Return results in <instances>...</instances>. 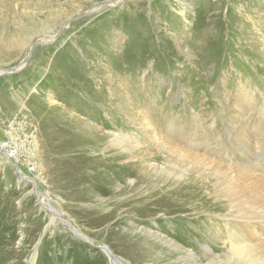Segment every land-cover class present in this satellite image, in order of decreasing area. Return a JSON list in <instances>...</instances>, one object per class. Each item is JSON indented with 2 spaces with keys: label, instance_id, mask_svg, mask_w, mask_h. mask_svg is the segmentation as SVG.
<instances>
[{
  "label": "rangeland",
  "instance_id": "obj_1",
  "mask_svg": "<svg viewBox=\"0 0 264 264\" xmlns=\"http://www.w3.org/2000/svg\"><path fill=\"white\" fill-rule=\"evenodd\" d=\"M84 13L20 70L0 75V141L18 151V166L0 157V264H114L106 249L118 264H178L180 253L158 236L188 250L213 240L228 261L212 234L229 233L215 171L228 163L227 135L264 141V0H0V67ZM80 120L84 133L132 136L124 151L107 138L71 148L87 164L102 156L135 163L113 195L99 194L100 185L85 200L72 193L78 185L60 141L75 138ZM142 122L169 136L173 154L148 139ZM251 180L264 199V178ZM154 200L162 206L152 213ZM95 212L111 217L101 224ZM125 230L146 241L141 251L114 244Z\"/></svg>",
  "mask_w": 264,
  "mask_h": 264
},
{
  "label": "bare ground",
  "instance_id": "obj_2",
  "mask_svg": "<svg viewBox=\"0 0 264 264\" xmlns=\"http://www.w3.org/2000/svg\"><path fill=\"white\" fill-rule=\"evenodd\" d=\"M82 124L84 123L81 121L80 124L73 125L72 133L75 136L73 140L70 139L67 140L62 138L60 141L61 143L60 145L61 147L63 146L62 148L64 150H66L67 147L66 154L68 153L69 155V156L67 155L68 159H65V161H63L64 162L63 164H67L66 166L68 169L67 171L68 180L70 181L71 186L78 185V187L73 189L72 193H74V195H76L77 198H82L83 200H85L87 197L93 195L92 191L94 187L100 185L101 188L103 189L99 191L97 190L99 194L113 195L117 192L113 189L114 181L117 180L118 178H123L124 175L131 168L136 166L135 163H133V165L130 163H122L123 161L122 156H118V157L115 156V157H111L110 159H106L105 157L102 156V159L94 160L93 158L92 162L87 164L89 158L82 156L80 150H74L72 152L71 148L75 149L82 142L91 144L92 142L99 141L101 138H107L110 141L112 148H118L124 151L125 147L129 146V138H132V136L129 133L121 132L122 128H117L116 130H110V131L107 130L105 133L102 134L100 133V131H97L96 129L95 130L89 129L90 131H86V133H84L85 131L83 132L82 131L83 127H81ZM141 128H144V131L148 133L147 137L150 141H153L157 145H160L162 149L170 151L171 153L175 151V147L173 146L174 142H172L169 139V136L165 135L166 138L164 136L161 137L157 136V130H155V127L151 126L148 122H142ZM71 136L72 134L70 135V137ZM227 138L230 140L228 146H230L232 150L227 149V153L222 155L227 156V158L229 159L228 163H226V165L223 167H219V163H215V162L214 163L216 164V167H219L215 172L216 174L219 173V175L222 176L223 181L221 183L222 185L224 183V187L226 189V195H225L226 206L230 210L226 212V217H224L225 218L224 225H228L229 233H227L228 236L226 237V239L225 237L223 238L219 233L215 234L214 232H212V234L216 238L215 241H217L218 244L217 246L221 247L222 250H226L230 254L228 256V261H224L221 259L222 252H220L219 250L215 251L213 246L216 244L213 242V240L203 239L199 243V249L194 248L195 250L194 251L191 249L188 250L183 246H180V244L175 243L174 241L166 240L164 237L158 236L157 241L168 244L171 249H175V251L180 253L181 255L180 258L182 257V260H180L178 264H203V262L205 264H228V262L229 263L233 262V264H263L260 262V259L264 260V241L261 238L264 235V216L263 217L257 216V212L255 211V209L261 208L264 211V206L262 205L264 204V199H258V197L256 196L259 194L258 192L260 191L261 186L257 182L251 180V175L261 176L262 178H264V161H263L264 141L261 142V140L259 139L260 137L259 138H257L256 136L249 137V139H253L254 141L253 142L252 140H250L251 141L250 144L246 138H241L239 137V134L236 133H234L233 136L227 135ZM133 140L140 141L138 137H134ZM52 145H54V143H52ZM256 146L258 149L254 150ZM5 148H7L6 151ZM244 150H247V154L241 153ZM254 152L261 154L263 156V160H259L257 157L251 156ZM17 153H18L17 149L9 147V144L7 143L0 142V157L5 162L13 163L14 165H16ZM184 155L186 154L184 153ZM103 159L106 160L103 161ZM244 163L250 166H247ZM227 165L228 167H226ZM96 167L99 168V172H96L97 170ZM75 171L77 172L75 173L76 176L73 177L68 176L70 173ZM78 173H80L79 176H77ZM143 177L144 176H142V178ZM115 197L117 196H114V198ZM41 199H43V197ZM254 199H258V200H255L256 202H252V200ZM237 202L238 203L242 202V204L241 205L237 204ZM247 204H250L252 208L247 209L246 208ZM152 205H154L150 207L152 213L155 210L161 208L162 206L161 203L156 204V200L152 202ZM46 206L54 210L52 205L49 206L48 204ZM241 207L243 211L241 210ZM132 208L133 207H129V209ZM71 213H73V211ZM94 214L99 215V217L94 218L95 219L94 221L96 222L97 219V221L101 224L102 222L104 223L105 221H107L108 218L111 217L110 214L104 216L96 212ZM54 219L55 216L52 214V216L49 219L50 220L49 224H51L54 221ZM239 219H242L243 221L241 222ZM86 225L88 226V224ZM115 235H116L115 237L116 240L114 242L116 243L114 244H118L119 242H126L133 251H141V248L139 246L140 244L138 243H142L143 241L146 242L142 238L130 237L127 230H125L124 232H117L115 233ZM250 243H252V245ZM105 251L108 254V256L111 257L112 262L114 264H118L117 262L114 261L113 255L110 253V251L107 249Z\"/></svg>",
  "mask_w": 264,
  "mask_h": 264
},
{
  "label": "water",
  "instance_id": "obj_3",
  "mask_svg": "<svg viewBox=\"0 0 264 264\" xmlns=\"http://www.w3.org/2000/svg\"><path fill=\"white\" fill-rule=\"evenodd\" d=\"M84 15H85V13L81 14V15H78V16H76L74 18H70V19L66 20L65 22H63L59 26V29L57 30L56 35L53 38H51L50 40L46 41V40L39 39V40H35L34 42H32L29 45L25 56L18 63L14 64L12 66H9V67H0V75L13 73V72H17L18 70H20L26 64V62L30 59V57L32 55V52L35 49V47H37L38 45H41V46L49 45L50 43H52L61 34L63 29L67 25H69V23L75 21L79 17H83Z\"/></svg>",
  "mask_w": 264,
  "mask_h": 264
},
{
  "label": "built area",
  "instance_id": "obj_4",
  "mask_svg": "<svg viewBox=\"0 0 264 264\" xmlns=\"http://www.w3.org/2000/svg\"><path fill=\"white\" fill-rule=\"evenodd\" d=\"M7 141H10V139L7 138ZM7 141H3V140H2V141H0V142L5 143V142H7ZM7 148H8V147H7ZM7 148H5V151H6Z\"/></svg>",
  "mask_w": 264,
  "mask_h": 264
}]
</instances>
